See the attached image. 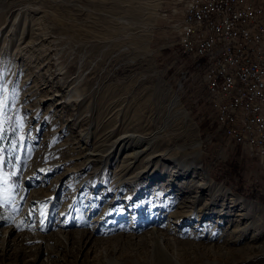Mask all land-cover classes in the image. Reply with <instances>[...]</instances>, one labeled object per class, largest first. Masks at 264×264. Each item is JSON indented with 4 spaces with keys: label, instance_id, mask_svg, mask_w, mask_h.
<instances>
[{
    "label": "rangeland",
    "instance_id": "1",
    "mask_svg": "<svg viewBox=\"0 0 264 264\" xmlns=\"http://www.w3.org/2000/svg\"><path fill=\"white\" fill-rule=\"evenodd\" d=\"M186 2L0 0V264H264V169L180 52Z\"/></svg>",
    "mask_w": 264,
    "mask_h": 264
},
{
    "label": "built area",
    "instance_id": "2",
    "mask_svg": "<svg viewBox=\"0 0 264 264\" xmlns=\"http://www.w3.org/2000/svg\"><path fill=\"white\" fill-rule=\"evenodd\" d=\"M184 11L180 52L206 81L214 121L264 169V0H187Z\"/></svg>",
    "mask_w": 264,
    "mask_h": 264
},
{
    "label": "bare ground",
    "instance_id": "3",
    "mask_svg": "<svg viewBox=\"0 0 264 264\" xmlns=\"http://www.w3.org/2000/svg\"><path fill=\"white\" fill-rule=\"evenodd\" d=\"M124 142V141H123ZM113 143H115V142H113ZM97 153V152H96ZM97 155V154H96ZM101 155V154H100ZM94 156V155H93ZM92 157V156H91ZM187 201V200H186ZM189 201V200H188ZM189 212L191 213L192 211L191 210H189ZM189 216V215H188ZM183 220V219H182ZM182 220H178V221H182ZM183 222V221H182ZM181 222H179L178 224H180ZM154 232H152L153 233V235H157V231H155L156 230V228H153L152 229ZM12 233V232H11ZM30 241H32V239H30ZM162 241V240H161ZM160 240H158V245L159 246H163L162 245V242H161ZM38 250H39V248H38ZM163 260H156V261H154V264H180V262H178L175 258H173V257H168V256H165V257H163L162 258Z\"/></svg>",
    "mask_w": 264,
    "mask_h": 264
},
{
    "label": "snow or ice",
    "instance_id": "4",
    "mask_svg": "<svg viewBox=\"0 0 264 264\" xmlns=\"http://www.w3.org/2000/svg\"><path fill=\"white\" fill-rule=\"evenodd\" d=\"M6 92V86L0 83V105L3 104V94Z\"/></svg>",
    "mask_w": 264,
    "mask_h": 264
},
{
    "label": "trees",
    "instance_id": "5",
    "mask_svg": "<svg viewBox=\"0 0 264 264\" xmlns=\"http://www.w3.org/2000/svg\"><path fill=\"white\" fill-rule=\"evenodd\" d=\"M264 202V200H262Z\"/></svg>",
    "mask_w": 264,
    "mask_h": 264
}]
</instances>
